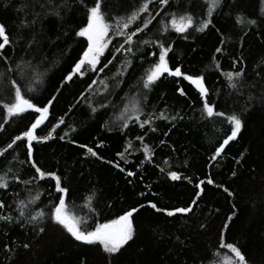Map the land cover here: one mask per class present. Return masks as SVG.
<instances>
[{"label":"trees","instance_id":"16d2710c","mask_svg":"<svg viewBox=\"0 0 264 264\" xmlns=\"http://www.w3.org/2000/svg\"><path fill=\"white\" fill-rule=\"evenodd\" d=\"M25 2L29 7L17 12ZM94 2L85 0L88 7ZM143 2L102 0V9L107 22L115 24L117 19L126 20ZM68 3L74 10L68 13L72 31L64 35L59 23L46 29L45 59L42 63L39 57L33 60L38 65L31 73L34 92H27L28 82L21 80L17 71H9L20 57L31 59L21 45L5 49L7 60L0 57V124L5 128L0 132V150L26 131L34 122L32 116L38 115L26 113L4 123L7 116L2 105L14 95L11 81L15 79L26 97L44 104L52 101L48 119L37 133L43 136L55 127L53 138L34 142L32 158L42 170L61 176L62 185L69 189L66 211L80 221L83 230H94L98 224L109 223L141 203L145 205L134 214V242L118 259L112 258L111 264H225V258L232 254L219 247L221 237L237 245L248 264H264V0H223V6L213 13L214 26L203 33L190 30L188 39L175 32L162 35L157 21L174 12L192 14L199 22L208 18V6L204 0H171L149 29L133 37L132 45L125 44V38L110 29L105 38L109 43L97 65L103 72L85 66L83 76L65 83L63 77L88 46L85 38L74 35L86 25V8L77 0ZM161 7L158 2L150 4V13L154 16ZM29 11L31 0H0V23L6 25L11 39L17 38L20 23ZM147 17L148 13L142 14L127 31L142 27ZM237 17H244L245 23H237ZM247 20L256 24L249 25ZM145 39L170 43L173 52L169 53V66L180 67L193 77L203 76L214 110L242 118L244 127L237 140L230 141L215 160L211 157L230 134L231 125L225 117L207 118L198 89L182 77L165 74L152 91L142 88L141 78L157 59L151 53L158 52L152 43L143 44ZM122 44L132 51H117ZM217 48L222 51L217 53ZM241 69L245 77L242 86L234 90L226 73ZM93 80L96 83L88 91ZM178 89L186 95H179ZM102 102L107 106L101 107ZM137 103L144 112L141 120L152 115L151 126L157 128L156 132H151L148 125L141 129L134 121L128 128H120L118 117L124 106L131 111ZM89 105L97 111L93 113ZM161 113L168 119H159ZM61 118L64 123L56 127ZM137 136H143L144 144L153 149L151 162L144 156ZM129 142L132 147L125 152ZM89 147L103 159L91 156ZM119 153L124 154L123 159ZM117 163L125 172L114 167ZM127 171L136 172V176L127 177ZM172 171L182 179L172 181L168 175ZM34 174L23 142L0 157V175H7L9 182L7 190L0 189V201L5 204L0 216L13 217L12 223L0 221V264H106L108 257L101 246L80 244L50 219L61 195L55 191L54 181L25 184L16 179L31 180ZM209 178L214 181L212 185L206 183ZM202 180L203 194L196 200L200 193L196 185ZM150 202L166 210L191 206L193 212L170 218L147 207ZM41 212L43 221L28 222L30 216ZM34 223L43 226L44 233H38ZM25 243L30 247L25 249Z\"/></svg>","mask_w":264,"mask_h":264},{"label":"snow or ice","instance_id":"6c2138e0","mask_svg":"<svg viewBox=\"0 0 264 264\" xmlns=\"http://www.w3.org/2000/svg\"><path fill=\"white\" fill-rule=\"evenodd\" d=\"M79 4L86 8V25L79 28L78 31L74 32L75 36L83 37L87 40L88 46L87 50L83 52L82 58L78 60L70 70V72L63 77V81L65 83L72 82L73 78L76 76H83V69L87 66L91 71L103 72V68L97 69V65L100 63V57L104 54L105 48L107 47L109 41L105 38L108 36L110 29L115 32L118 36H123L125 38V44L132 45L134 43L133 37L137 36L138 33L143 32L149 29V26L152 24V21L156 19V17L160 16L161 11L166 8L171 0H144V2L137 8V10L133 11L130 16L127 17L126 20L123 18L117 19L115 24H109L104 10L102 9V0H95L93 6L88 7L85 3V0H77ZM161 5L160 11H157L153 16L150 13L149 6L150 4L157 3ZM205 4L208 6L207 8V19L200 20L197 22L192 14H181L177 15L176 13H168L166 14V19H162L157 21L160 24V32L162 35H167L169 32H175L183 36L184 39H188V34L190 30H194L196 32L203 33L210 26L213 25L212 16L213 13L216 12L217 9L223 6V0H204ZM29 7L28 3L25 2L21 8L17 9V12H22L25 8ZM39 8V11H36V8ZM70 11H74L68 3V0H31V11H29L28 15L25 16V19L20 23V31L17 33V38L15 40L10 38V33L7 30V27L4 23H0V57H4L7 60V56L5 53V49L7 47H15L17 44L21 45L22 50L24 51L26 56H30L31 59L25 60L24 57H20V61L15 64V68H9V71H17L21 80L28 82L27 92H34L35 89L30 86L32 82V71L38 65L33 64V60L37 57L40 58V63L45 59L44 53V43L47 39V31L46 29L60 24L61 27L64 28V35H67L71 29L72 20L70 19L68 13ZM144 13H148V17L142 21V27L138 26L135 31L128 32L130 25L133 22L140 19L141 15ZM28 16L31 19H28ZM110 18V17H109ZM237 23L244 24V17H237ZM249 25H255V20H247ZM21 42H23L21 44ZM143 44L147 45L152 43V45L158 48V52H152L151 55L157 57L156 61L153 65L147 70L146 75L142 77V88L152 91L153 87L157 85V83L161 80L162 77H174L179 78L182 77L184 80L188 81L190 84L195 85L200 93V97L203 100V113L207 118L213 119L218 117H225L228 124L231 125L230 134L226 139L223 140L222 144L215 149V154L211 157V159L215 160L217 157L221 155L225 151V147L229 145L230 141H236L239 136L242 128L244 127L243 120L240 116L236 114L225 115L224 112L215 111L214 105H211L208 97V89L204 83L203 76L193 77L192 75L185 74L182 72L180 67H170L169 66V53L173 52L172 45L170 43H165L161 41H149L147 39L142 41ZM127 51L131 52V47L124 49V45H120L117 51ZM222 51L221 48H217L216 52L220 53ZM128 66H131V61H126ZM235 63V61H234ZM242 63V61H241ZM217 68L219 65L217 64ZM117 75H123V73H117ZM227 79L230 82V87L232 89H238V86H242L241 82L245 77L244 71L237 70L236 72H228L226 73ZM96 83L95 80L88 86V91H91L92 86ZM121 83L118 81L117 84ZM11 89L14 92L11 100L3 103L2 107L6 112L7 119L4 123H8L9 120H13L14 118L23 117L26 113L38 114L33 115L32 120L34 122L30 123V127L27 128L26 131L22 132V134L15 135L12 138L10 143H7V146L0 150V157H4L6 153L9 152L10 149H14L17 146L18 142H23L27 148V157L28 162L32 169L35 170V174L32 176L31 180H19L17 177V181L25 184H30L34 180H51L54 181L55 191L60 193L61 195L57 197L59 204L54 208V211L50 215V219L56 224L61 226L75 241L79 242L82 245H99L102 247V251L107 254L108 259L106 260V264H111V259H118L120 255H123V251H126V246H131L130 242H134L136 238V228L134 227V214L138 213L142 208L145 207L143 203L139 205V207H134L131 210L126 211L123 215H120L118 218L111 220L109 223H101L98 224L94 230L87 231L83 230L80 227V221L74 216L69 214L66 211L65 198L69 194V189L66 186L62 185L61 176L57 175L54 172H46L38 166V162L34 160L33 157V148L35 143H43L50 139H52V132H55V127L51 129V132H47L46 135H39L37 130L45 123L48 119L50 108L52 107V101H48L47 104L41 103L39 101H34L33 98L26 97L25 91L23 90V86L19 84V82L15 79L11 81ZM105 90H107V85L105 84ZM179 95L185 96L186 93L183 89H178ZM0 94H2V90H0ZM140 95V93H137ZM81 100L84 99L82 95L80 97ZM252 97L249 96V100ZM55 100V97L52 98ZM144 100L146 102L147 96L144 95ZM261 103H264V96L261 97ZM101 107H106L103 102L100 105ZM92 112L95 113L97 109L89 105ZM144 115L142 107L139 103L134 104L131 111L127 106H124L121 115L118 117V120L121 121L120 128L126 129L129 127V123L134 121L139 124L141 129H144L146 125L149 126V130L151 132H156L157 128L152 127V115H149L146 119L141 120V116ZM159 119L167 120L168 117L163 113L160 114ZM175 120L176 117L173 116L171 118ZM182 119V117H181ZM64 123V120L61 118L56 125L59 127ZM5 128L2 124H0V132H4ZM75 131V129H73ZM167 134V133H166ZM60 139H64L63 136ZM137 140L141 142L143 145V153L148 162L152 161L154 151L147 144H144V137L137 136ZM161 144H164L165 141L161 140ZM80 147H85L84 145H79ZM103 145H98V147H102ZM132 147L131 142L128 143L127 148H125V152H127ZM88 153L91 156L95 157L98 160L103 159L101 156L97 154L92 148L87 149ZM121 158L123 159L124 154L119 153ZM105 163H112V161H104ZM127 163V161H125ZM239 163V161H237ZM114 167L118 168L120 172H125L123 167L117 163ZM11 171V169H9ZM164 169H161L163 172ZM127 177H135L136 172L127 171ZM169 177L172 181H179L182 179L181 175H178L177 172L172 171L169 174ZM233 176L236 175L235 172L232 173ZM187 179V177H183ZM130 182V181H129ZM191 183V180L188 181ZM205 181H200V184H197L196 187L200 188V185L204 184ZM207 185H212L214 181L209 178L206 181ZM220 187V185H217ZM9 188V182L7 179V175H0V189L7 190ZM229 196H232L233 193L229 191L228 188L223 189ZM203 194V188H200V193L196 195V200L200 199V196ZM38 199V197H36ZM196 200L192 201L194 205ZM32 203V201H29ZM26 207V205H25ZM147 207L153 209L156 213H164L167 217H176L178 214H188L193 212V207L186 206L183 208H177L175 210H166L164 208L158 207L156 203L150 202ZM5 208V204L0 201V209ZM20 216L24 217L25 213L23 211L20 212ZM44 213H38L37 215L30 216L28 219L29 223L43 221ZM231 219V218H229ZM0 221H4L7 223L13 222V217L11 216H0ZM19 223V221H17ZM34 228L40 234L44 233L45 228L43 226H39L34 223ZM25 249L29 248L30 245L25 243L23 245ZM219 247L227 249L231 255L230 258H225V264H248L245 259V255L242 253L241 249L235 245L234 243H226L223 237L220 238Z\"/></svg>","mask_w":264,"mask_h":264},{"label":"water","instance_id":"95a60500","mask_svg":"<svg viewBox=\"0 0 264 264\" xmlns=\"http://www.w3.org/2000/svg\"><path fill=\"white\" fill-rule=\"evenodd\" d=\"M42 126V125H41Z\"/></svg>","mask_w":264,"mask_h":264}]
</instances>
